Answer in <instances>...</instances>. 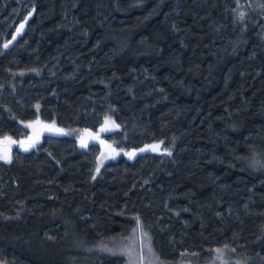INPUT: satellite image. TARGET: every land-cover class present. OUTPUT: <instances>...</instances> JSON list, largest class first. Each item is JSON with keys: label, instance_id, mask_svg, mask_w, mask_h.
<instances>
[{"label": "trees", "instance_id": "16d2710c", "mask_svg": "<svg viewBox=\"0 0 264 264\" xmlns=\"http://www.w3.org/2000/svg\"><path fill=\"white\" fill-rule=\"evenodd\" d=\"M104 115L126 152H167L91 178L95 150L73 136L13 147L1 262L120 264L105 246L138 218L162 264H264V0H0V137Z\"/></svg>", "mask_w": 264, "mask_h": 264}, {"label": "rangeland", "instance_id": "374dc122", "mask_svg": "<svg viewBox=\"0 0 264 264\" xmlns=\"http://www.w3.org/2000/svg\"><path fill=\"white\" fill-rule=\"evenodd\" d=\"M30 13L31 10L26 13L24 19L17 25V32L23 29L20 28V25L24 27L25 21ZM23 125L27 129V133L22 138H12L10 136L0 137V156L7 157V159H0V161L8 162L10 160L13 147L23 152L29 151L34 143L28 138V135H35L37 140L39 138V132L42 129L49 130L55 134L73 136L78 142L82 135L88 134L89 137L83 142H79V146L84 150H95L91 178H95L98 175L100 169L106 162L116 159L119 155H129L130 152H134V154L144 152H167L161 141H151L127 152L121 147L116 146L112 140L106 138V134L118 129L116 122L108 115H104L101 118L100 124L94 130H70L58 127L54 123L45 125L38 120L23 123ZM105 247L111 252H115L122 256L120 264H162L152 248L150 236L147 231L141 227L134 228L125 237L115 240L113 243H108ZM0 264L5 263L0 261ZM180 264L186 263L181 262ZM206 264H221V261L216 258L213 262H208Z\"/></svg>", "mask_w": 264, "mask_h": 264}, {"label": "water", "instance_id": "95a60500", "mask_svg": "<svg viewBox=\"0 0 264 264\" xmlns=\"http://www.w3.org/2000/svg\"><path fill=\"white\" fill-rule=\"evenodd\" d=\"M87 137H89L88 134L82 135L79 139V142H83ZM28 138L32 141V143L36 142V136L35 135H28Z\"/></svg>", "mask_w": 264, "mask_h": 264}, {"label": "snow or ice", "instance_id": "6c2138e0", "mask_svg": "<svg viewBox=\"0 0 264 264\" xmlns=\"http://www.w3.org/2000/svg\"><path fill=\"white\" fill-rule=\"evenodd\" d=\"M20 28H23V25H20ZM18 31H19V29H18ZM5 47H7V45H5ZM85 146H86V145H85ZM25 150H27V149H25ZM169 155H170V153H169ZM0 159H7V157L0 156ZM137 227H138V228L141 227L138 218H137ZM145 235H146V233H145Z\"/></svg>", "mask_w": 264, "mask_h": 264}]
</instances>
